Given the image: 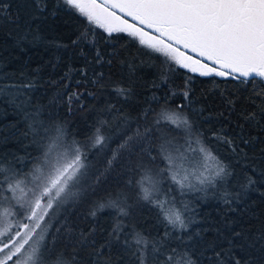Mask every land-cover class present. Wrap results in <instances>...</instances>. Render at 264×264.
<instances>
[{
	"label": "snow or ice",
	"instance_id": "obj_1",
	"mask_svg": "<svg viewBox=\"0 0 264 264\" xmlns=\"http://www.w3.org/2000/svg\"><path fill=\"white\" fill-rule=\"evenodd\" d=\"M10 7L0 0V21L17 28L23 23L21 40L34 39V25L64 11L84 21L77 46L102 29L113 41L126 36L158 54L170 68L220 78L230 85L220 92V115L230 127L205 134L190 103L170 107L165 100L159 111H142V124L94 169L90 153L111 143L104 133L108 121L77 139L62 123L39 118L29 95L33 80L6 77L0 106L23 117L37 154L0 153V264H264V228H237L238 221L227 219L247 211L253 193L264 198V0H23L15 15ZM95 62L112 63L99 50ZM191 79L179 93L185 101ZM104 80L101 72L91 83L103 86ZM114 91L124 99L131 94L124 87ZM82 95L67 96L69 111L73 102L85 110ZM107 110L128 124L114 104ZM115 167L125 169V179L108 185ZM212 201L225 208L222 227L202 215ZM84 202L90 205L85 219L108 213L106 232L67 223L70 210ZM137 206L155 214L150 229L138 226ZM18 216L28 221H16L22 233L12 230ZM50 233L67 237L71 250L59 251Z\"/></svg>",
	"mask_w": 264,
	"mask_h": 264
},
{
	"label": "trees",
	"instance_id": "obj_2",
	"mask_svg": "<svg viewBox=\"0 0 264 264\" xmlns=\"http://www.w3.org/2000/svg\"><path fill=\"white\" fill-rule=\"evenodd\" d=\"M2 2L9 4V10L15 15L23 0ZM27 11L28 9H24L19 12L21 21ZM83 28V19L58 11L56 15H50L42 26L34 25V39L29 36L28 39L21 40V32L25 31L23 23L17 28L12 23L0 21V81L6 77L10 80H33L35 87L29 95L34 107L40 109L39 118L62 123L77 139L83 140L90 135L98 122L108 121L104 133L111 137V143L98 155L95 149L90 153L89 159L94 169L103 166L102 161L117 147V142L125 134L130 135L138 123L142 124V111L149 106L159 111L165 100L170 107L190 103L191 117L205 134L230 127L229 121L220 115L225 111L220 92L230 85L224 84L220 78L200 77L174 66L170 68L164 63L163 57L157 58L158 54H149V50L143 49L126 36L119 42L113 41L102 29H95L94 35L89 34L87 41H81L77 46L73 41L77 40ZM97 50L106 61L111 59L112 63H96ZM114 51L117 54L113 56ZM81 69L87 72L86 77L82 75ZM101 72L105 76L103 86L91 83ZM189 76L192 77L187 83L190 97L189 101H185L179 93ZM117 87L130 89L131 94L127 99L117 96L114 91ZM73 92L84 94L81 102L86 105L85 110H79V105L73 102V110L69 111L67 96ZM113 104L127 117V125L115 110H107ZM0 129V138H7L6 142L0 139V153L9 152L21 157L26 152L37 154L31 137L25 135L28 125L11 107L0 106ZM218 151L224 154L223 148H218ZM124 179L125 169L115 167L108 175L107 182L108 185H115L122 183ZM89 208L87 202L73 207L66 218L67 223L77 230H87L92 226L99 232H106L110 227L108 213H98L94 220L85 219ZM154 215L141 206L134 209V218L140 227L147 225L150 229ZM202 215L221 227L226 218L224 206L216 201L205 205ZM19 218L20 216L12 219L15 222ZM227 219L238 221L235 225L237 228L243 226L251 231L264 228V198L253 193L247 204V211L230 213ZM63 222L61 219L60 223ZM54 227H59V224H54ZM50 234L56 237L59 251L71 250L66 247L71 243L67 237L61 239L56 233ZM255 256L259 259L260 254L257 252Z\"/></svg>",
	"mask_w": 264,
	"mask_h": 264
},
{
	"label": "rangeland",
	"instance_id": "obj_3",
	"mask_svg": "<svg viewBox=\"0 0 264 264\" xmlns=\"http://www.w3.org/2000/svg\"><path fill=\"white\" fill-rule=\"evenodd\" d=\"M19 221L20 223H27L28 221L25 219L24 216H20V218L17 220ZM14 232H23L24 229L22 227H18L17 224H16V221L13 223V229H12ZM6 239V237H4Z\"/></svg>",
	"mask_w": 264,
	"mask_h": 264
}]
</instances>
